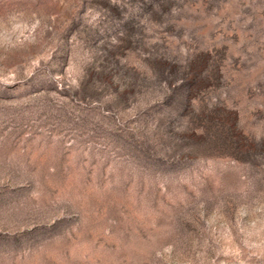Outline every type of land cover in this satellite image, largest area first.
Here are the masks:
<instances>
[{"label":"rangeland","instance_id":"obj_1","mask_svg":"<svg viewBox=\"0 0 264 264\" xmlns=\"http://www.w3.org/2000/svg\"><path fill=\"white\" fill-rule=\"evenodd\" d=\"M0 264H264V0H0Z\"/></svg>","mask_w":264,"mask_h":264}]
</instances>
